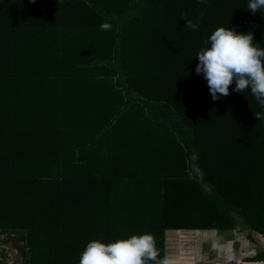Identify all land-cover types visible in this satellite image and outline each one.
<instances>
[{"label":"trees","instance_id":"1","mask_svg":"<svg viewBox=\"0 0 264 264\" xmlns=\"http://www.w3.org/2000/svg\"><path fill=\"white\" fill-rule=\"evenodd\" d=\"M249 2L0 0V236L22 264L144 233L164 258L168 230L264 238V108L195 71L219 27L264 49Z\"/></svg>","mask_w":264,"mask_h":264},{"label":"clouds","instance_id":"2","mask_svg":"<svg viewBox=\"0 0 264 264\" xmlns=\"http://www.w3.org/2000/svg\"><path fill=\"white\" fill-rule=\"evenodd\" d=\"M206 3L207 0H199ZM249 11L259 12L264 8V0H250ZM183 15V14H182ZM186 26L192 30L198 24L187 20ZM104 23L101 30H110ZM252 33L238 34L232 29L217 28L206 43L210 46L201 50L196 58V73L203 74L213 100L229 95V88L235 81L234 91L249 90L257 103L264 108V49L253 44ZM219 94V95H218ZM257 120L264 119V112L255 114ZM217 245L214 243L213 247ZM79 264H171L167 257L160 258L155 236L151 233L132 235L113 242L92 240L82 251Z\"/></svg>","mask_w":264,"mask_h":264},{"label":"rangeland","instance_id":"3","mask_svg":"<svg viewBox=\"0 0 264 264\" xmlns=\"http://www.w3.org/2000/svg\"><path fill=\"white\" fill-rule=\"evenodd\" d=\"M166 231V257L171 264H264L249 260L264 248V238L253 234L250 240L247 227L236 229ZM8 235L0 236V259L7 264H22V254ZM216 247H213V244Z\"/></svg>","mask_w":264,"mask_h":264},{"label":"crops","instance_id":"4","mask_svg":"<svg viewBox=\"0 0 264 264\" xmlns=\"http://www.w3.org/2000/svg\"><path fill=\"white\" fill-rule=\"evenodd\" d=\"M177 231H179V232H180V231H187V230H177ZM177 231H176V232H177Z\"/></svg>","mask_w":264,"mask_h":264}]
</instances>
